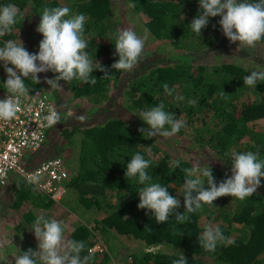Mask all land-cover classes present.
I'll return each instance as SVG.
<instances>
[{"label": "trees", "instance_id": "1", "mask_svg": "<svg viewBox=\"0 0 264 264\" xmlns=\"http://www.w3.org/2000/svg\"><path fill=\"white\" fill-rule=\"evenodd\" d=\"M68 1L74 13L87 17L84 33L88 42L86 51L93 60L109 69L110 74V78H103V72L93 71L92 76L97 79L95 85L74 79V95L77 98L87 97L91 103H102L109 97L110 83L120 80L126 73L111 72V65L118 60L114 45L119 31L116 4L120 1L128 14L133 12L146 18L144 27L153 38L167 40L179 50L169 58L146 66V71L130 83L124 91L130 109L142 112L162 103L164 110L175 114L176 119L184 118L179 134L185 132L187 125L195 126L200 122L194 127L193 138L200 147H208L224 166H209L217 185L231 176L233 152L252 151L264 159V132L252 125L264 119V83L254 86V98L241 101L239 86L244 85L243 78L250 72L246 66L235 62L194 63L193 52L218 43L216 34H219L220 17L209 18L208 25L198 36L192 33L189 26L200 11L198 0ZM8 3L15 4L19 9L18 22L10 34L0 37V47L5 40H18L26 14L33 16L37 27L43 8L64 7L59 0H0V6ZM129 3H134L135 7L129 8ZM39 79V84L30 79L25 81L30 92L46 88L40 76ZM164 84L170 90L174 89L171 96L165 93ZM180 96L184 99H177ZM190 100L198 103L190 104ZM209 117L213 119L211 123L208 122ZM136 120L131 122L118 116L109 117L79 130V171L77 174H73L74 169L69 172L63 195L69 192L88 210L96 206L103 211L100 222L92 217L72 228L71 240L83 241L86 245L81 255H91L89 264H100L97 260L99 253L94 256L95 253L88 251L98 239L87 226L89 221L99 225L102 231L130 236L147 248H157L156 252L145 251L141 255L131 253L134 257L132 264H173L178 252L184 255L188 264H264V179L261 180L260 190L251 197L244 200L220 197L213 205L204 204L200 210L189 214V220L183 224L177 223L174 216H170L166 223L157 224L151 212L138 209L137 192L143 185L138 183V177L125 178L126 165L134 154L139 152L150 161L147 171L153 176V182L166 188L171 184L183 187V170L190 168L191 163L160 147L157 143L159 136L141 134L139 129H147L148 125L143 126L141 121ZM153 153L160 155L156 157ZM176 161L180 162L179 167L174 166ZM16 180L12 182L14 191L19 192L15 203L28 202L47 208L54 204L55 201L49 198V202L37 205L42 193L26 181L27 186L20 189V179ZM111 191L127 196L123 205L112 209L102 205L101 196ZM168 192L180 200L176 211L183 214L184 189L180 195ZM204 219L215 222L214 228H219L226 237L214 251H205L198 243L197 238L207 227L206 222L202 225ZM105 259H108L107 254Z\"/></svg>", "mask_w": 264, "mask_h": 264}, {"label": "clouds", "instance_id": "2", "mask_svg": "<svg viewBox=\"0 0 264 264\" xmlns=\"http://www.w3.org/2000/svg\"><path fill=\"white\" fill-rule=\"evenodd\" d=\"M198 4L200 11L189 25L192 33L200 36L201 30L208 25L209 18L220 17V28L230 43L254 48L264 41V0H198ZM128 7L134 8L135 4L129 3ZM18 15L19 9L13 3L0 6V37L13 31ZM86 19L83 14H70L68 7H45L36 28L43 37L38 53H29L19 39L4 41L0 47V62H3L7 74L3 87L8 95L0 99V120L10 121L17 116L21 97H28L30 93L25 81L30 79L39 84L40 73L56 74L54 78H45L44 82L51 89H62L61 81L67 83L74 79L95 85L97 79L92 73L97 70L104 73L103 78H110L109 69L93 60L86 51ZM144 43L131 28L118 31L114 45L118 60L111 65V72L131 71L142 57ZM259 83H264V70H253L243 78L245 86L254 87ZM163 89L169 96L174 91L167 84L163 85ZM177 99L183 100L184 97ZM189 103L194 105L198 102L190 100ZM139 117L148 125L147 129L140 128L139 131L148 137H170L184 126L181 120L176 119L175 114L164 110L162 103L142 111ZM43 119L52 126L61 120V114L52 109ZM230 161L231 176L218 185L208 165L202 167L194 164L183 170V214L176 211L180 207V200L171 196L168 188L161 183L153 182V176L147 171L150 161L141 153L134 154L127 163L125 178L138 177V183L143 185L137 192L138 209L151 212L157 224L166 223L170 216H174L177 223L183 224L189 220V214L197 212L204 204L213 205L218 198L227 196L244 200L261 186V180L264 179V159H260L258 153L233 152ZM179 163L176 161L174 166L179 167ZM31 230L37 241V249L34 251L29 248L20 252L15 264H89L91 255H81L85 251V243L67 240L61 221L40 216L33 222ZM197 239L205 251H214L217 244L225 241L226 237L219 228L208 225ZM173 264H188V261L178 252V258Z\"/></svg>", "mask_w": 264, "mask_h": 264}, {"label": "rangeland", "instance_id": "3", "mask_svg": "<svg viewBox=\"0 0 264 264\" xmlns=\"http://www.w3.org/2000/svg\"><path fill=\"white\" fill-rule=\"evenodd\" d=\"M59 1L64 7H68L70 9V14H76L70 8L68 0ZM118 2L116 7L119 15L116 16V18L119 22V31L131 28L144 40L145 43L142 57L138 64L131 71H126L120 80L112 81L110 83L109 97L107 100L102 103L95 104L91 103L87 97L77 98L74 95L73 80L67 83L61 81L62 89H51L44 81L45 78L51 79L55 76L52 75L51 72L39 74L43 84L50 90L52 97L59 105L61 120L52 130L47 142L44 144L42 150L39 151L37 156L39 155L40 158H43L50 154L60 155L65 160L68 171L72 173V169H74L75 172L73 174H77L79 171L77 156L81 139L79 130L89 125L103 122L107 118L115 116L122 117L131 122L137 119L136 121H141L143 126H146V124L139 117L141 111L130 109V103L124 91L133 80L137 79L136 77L146 71V66L169 58L179 52V50H177L167 40H156L152 37L151 33L144 27V20L146 19L144 16L133 12L128 14V10L125 8L123 2ZM238 2H242V0H238ZM23 21L25 23L23 25V29L20 30L21 32L18 34V39L22 41L24 47L29 53H38L39 43L43 37H41V35L36 31L37 27L35 26V20L30 13L26 14ZM218 33L219 34H216L218 37V43L215 46L192 53L194 63L213 64L218 62H235L246 66L250 72L253 70H264V41L259 42L254 48H247L239 46L238 43H230L223 35L221 28ZM250 72H248V74ZM6 79L7 74L4 71L3 62H0V80L6 81ZM239 87V90L241 91V101H246L255 97L256 92L253 91L254 87L244 85ZM183 119L184 118L182 117V119L179 120L183 121ZM212 120L213 119H211V117L208 118V122L210 121L211 123ZM199 125L200 122L195 124V126ZM252 125L256 130L264 132V119L256 121ZM195 126L187 125L185 132L182 134L177 133L173 136L165 138L159 136L157 143L160 147L169 151L174 156L188 160L191 163V167L194 164H200L202 167L212 165L214 167L223 168V164L219 161V159H217V157H215L216 155L213 154L208 147H200L193 138V135H195ZM158 154L160 155V153ZM158 154L156 153L154 155L158 157ZM83 170L84 169H82V171ZM13 178L15 180L10 181L7 186L8 191L5 192L4 190V192L0 194V262L4 260L6 252L9 254L8 250L4 248V244L13 242L12 240L15 237L14 232L19 234L21 231L20 228L15 231L14 226H20L19 219H21L22 210L37 207L29 204L28 202H21L20 204L15 203L16 195L18 196L19 192L14 191L15 187L12 185V182H17L16 179L19 178ZM19 182L20 189L27 186L25 181L20 180ZM167 188L177 195H180L183 190V187L177 188L173 184L169 185ZM258 190H260V187L256 191ZM126 197L127 196L118 195L116 191H111L105 196H101L100 199L102 205L112 209L118 207L119 205H123ZM62 199V202L65 203L69 210L73 211V208L75 209V211H73V213H75L74 215L69 213L71 215L69 218L75 220H71V222L76 224L83 223V220L90 214L91 217L96 218L97 222H100V216L103 214V211L100 208L93 206L91 210H88L83 204L78 203L77 198L75 199V197L69 192H67L66 195H63ZM49 201V198H44L42 194L41 198L37 200L36 203L39 205ZM52 205L53 203L51 206ZM52 207L54 211H49V214H51L55 219L62 220V218L59 217L63 211L61 207ZM205 222L207 226H216V223L212 220L206 221L204 219L202 221V225L205 224ZM92 228L100 236V238H102V241L107 246V251L97 257L98 262L101 264H103L102 262L104 261L107 264H132L134 257L131 253L134 254L138 252V255H141L142 252L145 251H157V248H147L142 242H139L130 236H121L116 235L114 232L111 233L102 231L99 225H93ZM241 231L242 229L240 232ZM65 236L67 240H71L67 233ZM106 254L108 259H105ZM9 255V258H11V253ZM4 263L5 261L0 264Z\"/></svg>", "mask_w": 264, "mask_h": 264}, {"label": "built area", "instance_id": "4", "mask_svg": "<svg viewBox=\"0 0 264 264\" xmlns=\"http://www.w3.org/2000/svg\"><path fill=\"white\" fill-rule=\"evenodd\" d=\"M4 82L0 80V99L8 95L3 87ZM52 109L60 113L50 90L39 88L30 92L28 97H21L14 119L0 120V194L10 180L17 177L34 186L47 198L61 201L69 179L65 160L55 154L35 160L58 124L49 126L43 119ZM90 250L101 255L107 251V246L98 238Z\"/></svg>", "mask_w": 264, "mask_h": 264}, {"label": "crops", "instance_id": "5", "mask_svg": "<svg viewBox=\"0 0 264 264\" xmlns=\"http://www.w3.org/2000/svg\"><path fill=\"white\" fill-rule=\"evenodd\" d=\"M40 159L41 158L39 157V155L37 157H35L36 161H38ZM7 191H8V188L5 189V192H7ZM39 198H41V195ZM62 200L59 202H54V204L52 205V206H60L61 209L64 211L63 212L61 210L62 214H61V216H59L60 218H62V220L55 219L51 214H49V211L50 212L54 211L53 207L51 205H50V208L38 206L36 208L22 210L23 212L21 214V219H19L20 226L19 227L14 226L15 231L18 228L21 229L20 233L18 234V233L14 232L15 237L12 240L13 242H11V243L8 242V243L4 244L5 245L4 248H6L8 250L9 254L11 253L12 257L9 258L10 255L6 252L5 253L6 256L4 257V260H2L1 262L5 261L4 264H15V261L18 258V256L20 255V252L23 253V252L27 251L29 248L33 249L34 251L37 249V241L35 239L34 232L31 230V226H32L33 222L35 221V218H37V217L43 216L47 219H55V220L61 221L62 225L64 226L65 235L67 233V235H69V237H70V232H71L72 228H74V227H76L82 223L76 224L74 222H71V220H73V219L69 218V217H71L70 214H73V215L75 214V213H73V211H75V209L73 208V211L69 210V208L66 207L65 203H63ZM43 204H45V203H42V205ZM88 218H92L91 214L83 220V223H86L85 220H87ZM73 221H75V220H73ZM93 225H95V223H93V222L91 223L89 221L87 222V226L91 229V231L97 235V238H100V236L93 230V228H92ZM65 238H66V236H65ZM70 239H71V237H70ZM94 256H96V253L94 254ZM97 257H98V255H97ZM102 263L107 264L105 261Z\"/></svg>", "mask_w": 264, "mask_h": 264}]
</instances>
